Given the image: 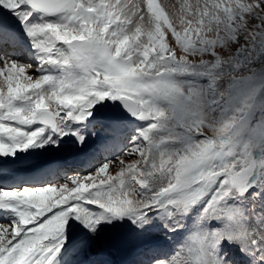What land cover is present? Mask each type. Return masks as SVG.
<instances>
[{"label":"snow or ice","instance_id":"snow-or-ice-1","mask_svg":"<svg viewBox=\"0 0 264 264\" xmlns=\"http://www.w3.org/2000/svg\"><path fill=\"white\" fill-rule=\"evenodd\" d=\"M0 264H264V0H0Z\"/></svg>","mask_w":264,"mask_h":264},{"label":"bare ground","instance_id":"bare-ground-1","mask_svg":"<svg viewBox=\"0 0 264 264\" xmlns=\"http://www.w3.org/2000/svg\"><path fill=\"white\" fill-rule=\"evenodd\" d=\"M114 259H122V258H127V257H119V256H115L113 257Z\"/></svg>","mask_w":264,"mask_h":264},{"label":"rangeland","instance_id":"rangeland-1","mask_svg":"<svg viewBox=\"0 0 264 264\" xmlns=\"http://www.w3.org/2000/svg\"><path fill=\"white\" fill-rule=\"evenodd\" d=\"M161 2H163V0H161ZM110 171H111V169H110Z\"/></svg>","mask_w":264,"mask_h":264}]
</instances>
